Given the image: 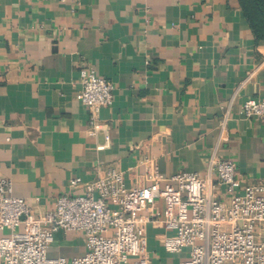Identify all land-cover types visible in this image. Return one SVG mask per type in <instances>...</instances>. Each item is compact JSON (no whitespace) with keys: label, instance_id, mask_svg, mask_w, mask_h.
I'll return each instance as SVG.
<instances>
[{"label":"crops","instance_id":"0c3cea01","mask_svg":"<svg viewBox=\"0 0 264 264\" xmlns=\"http://www.w3.org/2000/svg\"><path fill=\"white\" fill-rule=\"evenodd\" d=\"M260 47L239 0H0V176L39 217L108 169L128 189L154 175L164 187L233 159L245 184L264 186V119L242 110L264 98ZM83 69L114 86L95 130L80 100ZM154 209L163 214L162 199ZM155 217L142 213L141 253L180 264L189 250L168 253ZM85 253L84 235L62 230L49 249Z\"/></svg>","mask_w":264,"mask_h":264},{"label":"built area","instance_id":"2783aa9c","mask_svg":"<svg viewBox=\"0 0 264 264\" xmlns=\"http://www.w3.org/2000/svg\"><path fill=\"white\" fill-rule=\"evenodd\" d=\"M264 55V47L259 48ZM80 100L92 130L99 115L114 105V86L93 70L80 72ZM247 119H264V98L242 106ZM209 175L183 172L161 187L151 184L128 189L125 177L108 169L81 195L57 198L53 211L39 217L26 199L13 194L10 180L0 176V261L3 264H151L139 234L142 213H155L165 231L163 248L171 254L189 250L180 264H264V186L245 184L233 159H214ZM78 179L70 187L77 188ZM162 199L164 212L154 205ZM39 200V199H37ZM82 233L86 253L66 259L50 257L59 231Z\"/></svg>","mask_w":264,"mask_h":264},{"label":"trees","instance_id":"16d2710c","mask_svg":"<svg viewBox=\"0 0 264 264\" xmlns=\"http://www.w3.org/2000/svg\"><path fill=\"white\" fill-rule=\"evenodd\" d=\"M244 17L258 42H264V0H239Z\"/></svg>","mask_w":264,"mask_h":264}]
</instances>
